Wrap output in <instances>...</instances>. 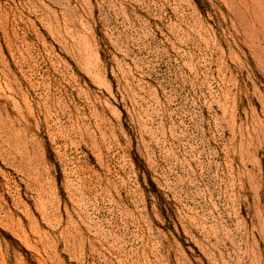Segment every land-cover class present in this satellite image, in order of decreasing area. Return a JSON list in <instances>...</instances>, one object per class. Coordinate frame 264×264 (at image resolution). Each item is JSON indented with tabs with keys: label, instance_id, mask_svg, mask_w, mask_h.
Returning <instances> with one entry per match:
<instances>
[{
	"label": "rangeland",
	"instance_id": "374dc122",
	"mask_svg": "<svg viewBox=\"0 0 264 264\" xmlns=\"http://www.w3.org/2000/svg\"><path fill=\"white\" fill-rule=\"evenodd\" d=\"M0 264H264V0H0Z\"/></svg>",
	"mask_w": 264,
	"mask_h": 264
}]
</instances>
